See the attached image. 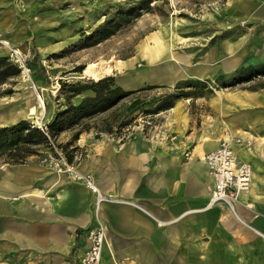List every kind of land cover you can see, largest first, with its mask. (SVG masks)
<instances>
[{"label":"crops","instance_id":"0c3cea01","mask_svg":"<svg viewBox=\"0 0 264 264\" xmlns=\"http://www.w3.org/2000/svg\"><path fill=\"white\" fill-rule=\"evenodd\" d=\"M80 1L0 0V38L34 49L42 20L50 18L47 11ZM225 4L228 18L264 19V0ZM242 36L225 39L199 61L185 50L142 47L121 60L124 65L113 75L123 88L122 78L133 83L144 70L149 82L123 88L134 91L229 73L243 64L232 44L244 41ZM45 48L42 52L54 55ZM50 70L54 75L59 71ZM60 72L56 89L59 79L70 78L65 69ZM36 82L45 87L44 81ZM133 95L120 104L134 100ZM232 104L227 99L223 117L214 112L210 121H191L178 102L154 115L160 122L150 128L134 124L112 133L91 129L73 141L68 130L57 137L76 168L91 174L100 192L113 199L99 210L106 231L100 264H264V131L226 123ZM7 106L0 109V126L28 118ZM228 135L250 142L233 148L237 160L252 167L250 189L234 211L222 203L208 204L213 180L204 161ZM94 200L91 190L49 170L38 155L18 164L0 157V264H79L88 246L87 231L96 224Z\"/></svg>","mask_w":264,"mask_h":264},{"label":"rangeland","instance_id":"374dc122","mask_svg":"<svg viewBox=\"0 0 264 264\" xmlns=\"http://www.w3.org/2000/svg\"><path fill=\"white\" fill-rule=\"evenodd\" d=\"M225 3L226 0H82L74 6L71 3H60L59 8L47 11L50 12L46 13L50 18L42 20L43 30L35 35V50L32 44L22 48L30 49L32 54L35 52L41 55V65L49 71L46 73L45 87L38 88L32 77L28 80L19 74L0 86V92L12 91L0 96V109L8 105L7 107L16 109L15 113L18 112L17 109L26 113L31 105L37 104L38 96L43 100L39 123L28 116L24 120L34 125L44 123L49 116L44 99L57 94L56 77L60 76L61 69H65L66 74L70 75L68 80H77L85 77L83 71L88 64L105 62L112 66L113 75L124 65L121 60L132 56L142 47L151 49L157 44L160 48L191 52L194 59L199 61L215 47H220L225 39L242 38L244 35V41L232 43L242 56L243 64L264 62V19L256 17L257 20L242 22L238 18H228ZM119 5H122L126 16L118 20L120 24L114 34L98 43L82 47L80 42L83 35L89 34L105 18L116 13ZM130 6H133L132 10L127 9ZM253 15L256 16V12ZM50 37L55 40L50 41ZM43 47L47 48L46 53L54 52V57L42 52ZM1 51L3 53H0V57L6 56L5 50ZM82 65L84 69L81 73L72 72L75 67ZM231 66L233 67H229ZM51 67H57L58 73L54 75ZM128 72L130 70L121 73ZM216 76L199 79L202 85L197 88H184L183 93L190 95L179 98L174 105L181 102L190 120L199 123L202 119L210 121L214 112L219 113V118L223 117V109L227 99H230L233 107L231 115L226 116V123L236 127L240 123L249 124L253 129L264 131V75L219 88L214 84ZM122 79L120 84L123 88L137 86L143 81L149 82L144 70L137 73L133 83L128 84L126 78ZM174 86L144 87L134 93V100L118 103L97 118L112 123L114 131L120 121H129L130 126L142 124L144 128H150L158 124L159 118H154V115L164 110L151 114L145 111H150L159 97L175 91ZM227 130L233 131L232 126L227 127Z\"/></svg>","mask_w":264,"mask_h":264},{"label":"trees","instance_id":"16d2710c","mask_svg":"<svg viewBox=\"0 0 264 264\" xmlns=\"http://www.w3.org/2000/svg\"><path fill=\"white\" fill-rule=\"evenodd\" d=\"M133 6L127 9L132 10ZM123 16L125 17L126 14H124L122 5H119L116 13L105 18L89 34L83 35L82 42H80L82 47H88L113 35L120 24L118 20L124 18ZM40 60L38 53L34 52L28 61L31 77L35 81H47L46 73L49 71L41 65ZM83 69L84 65L77 66L72 72L81 73ZM19 74V69L8 60L7 55L0 57V86L19 76ZM262 75H264V62H247L232 72L218 74L214 79V84L218 88L228 87ZM58 84L57 94L55 96L49 95V98L44 99L46 113L50 115L47 121L43 123L42 130L24 119L0 126V157H3L6 162L23 163L28 157L41 154V148L46 147L48 138L56 140L64 131H73L72 141L77 140L82 132L91 129L112 133L114 131L112 123L108 120L105 122L98 119L97 116L107 112L122 100L139 91L123 89L117 84L114 75H107L99 80L87 78L59 79ZM200 85H202V81L199 79L178 81L174 86L175 91L159 97L156 105L150 111L146 110L145 112L151 114L172 108L176 100L190 95L183 93L184 88H197ZM155 87L157 86H149V88ZM10 93H12L11 90L0 92V96ZM129 124V121H120L116 131H120ZM61 147L64 150V147ZM64 152L66 153V151ZM66 155L70 161L71 155L69 153Z\"/></svg>","mask_w":264,"mask_h":264},{"label":"built area","instance_id":"2783aa9c","mask_svg":"<svg viewBox=\"0 0 264 264\" xmlns=\"http://www.w3.org/2000/svg\"><path fill=\"white\" fill-rule=\"evenodd\" d=\"M0 47L6 51L8 60L15 65L22 77L31 78L28 61L32 56L30 49H22L0 38ZM41 130L43 123L37 125ZM175 138V137H173ZM245 143L239 136L228 135L222 139L218 146L204 155L208 175L213 180V187L209 197V205L222 203L232 211L240 196L247 192L251 186L252 167L245 162L237 160L233 145ZM185 157L189 152L184 153ZM39 162L55 173L65 174L74 181L82 183L95 195L94 213L96 224L88 229L86 235L87 248L79 260V264H100L102 250L105 242V226L99 218L100 206L103 202L113 199L100 192L91 174L80 172L68 160L66 153L56 140L48 138L46 150L38 157Z\"/></svg>","mask_w":264,"mask_h":264},{"label":"bare ground","instance_id":"6f19581e","mask_svg":"<svg viewBox=\"0 0 264 264\" xmlns=\"http://www.w3.org/2000/svg\"><path fill=\"white\" fill-rule=\"evenodd\" d=\"M230 3V2H229ZM112 66L105 62H95L88 64L84 71L83 76L89 77L93 80H99L107 75H112ZM84 77V78H85ZM24 80V79H23ZM29 80V78H28ZM27 80V81H28ZM37 104L31 105L26 112V116L35 119L39 123L40 108L43 107V100L37 96Z\"/></svg>","mask_w":264,"mask_h":264}]
</instances>
